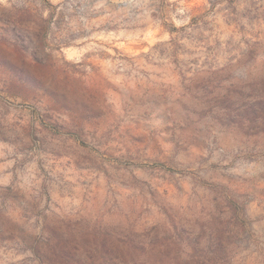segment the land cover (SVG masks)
Masks as SVG:
<instances>
[{
  "label": "rangeland",
  "instance_id": "374dc122",
  "mask_svg": "<svg viewBox=\"0 0 264 264\" xmlns=\"http://www.w3.org/2000/svg\"><path fill=\"white\" fill-rule=\"evenodd\" d=\"M0 264H264V0H0Z\"/></svg>",
  "mask_w": 264,
  "mask_h": 264
}]
</instances>
